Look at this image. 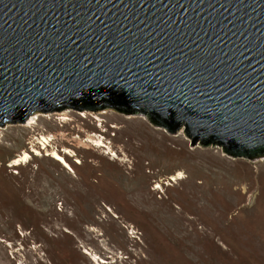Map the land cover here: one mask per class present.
Wrapping results in <instances>:
<instances>
[{
    "label": "rangeland",
    "instance_id": "1",
    "mask_svg": "<svg viewBox=\"0 0 264 264\" xmlns=\"http://www.w3.org/2000/svg\"><path fill=\"white\" fill-rule=\"evenodd\" d=\"M29 120L0 128V264H264V159L192 147L142 114Z\"/></svg>",
    "mask_w": 264,
    "mask_h": 264
},
{
    "label": "water",
    "instance_id": "2",
    "mask_svg": "<svg viewBox=\"0 0 264 264\" xmlns=\"http://www.w3.org/2000/svg\"><path fill=\"white\" fill-rule=\"evenodd\" d=\"M67 109L264 159V0H0V128Z\"/></svg>",
    "mask_w": 264,
    "mask_h": 264
},
{
    "label": "bare ground",
    "instance_id": "3",
    "mask_svg": "<svg viewBox=\"0 0 264 264\" xmlns=\"http://www.w3.org/2000/svg\"><path fill=\"white\" fill-rule=\"evenodd\" d=\"M34 117H35V114L32 117H30V120L29 121L31 123H33L32 121H33ZM41 139H42L41 140L42 141L41 144L43 145V147L46 148L47 145H49V139H47L45 137H42ZM98 142H101V141H98ZM49 156L54 157L58 162H60L66 168H71L70 163H69V161H67V159L65 158V156L61 155L57 151L51 150L50 153H49ZM30 157L31 156L29 155V153L27 151H24L19 157H16V159H14L12 161V165L17 166V164H21L22 162L28 161ZM181 175H182L181 172H178V174L176 176H172V178L173 179H177V178L180 179L181 178Z\"/></svg>",
    "mask_w": 264,
    "mask_h": 264
},
{
    "label": "trees",
    "instance_id": "4",
    "mask_svg": "<svg viewBox=\"0 0 264 264\" xmlns=\"http://www.w3.org/2000/svg\"><path fill=\"white\" fill-rule=\"evenodd\" d=\"M67 159V158H66Z\"/></svg>",
    "mask_w": 264,
    "mask_h": 264
}]
</instances>
